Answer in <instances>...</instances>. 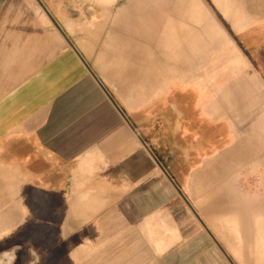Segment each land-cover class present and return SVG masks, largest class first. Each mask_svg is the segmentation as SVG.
Segmentation results:
<instances>
[{
	"label": "crops",
	"instance_id": "crops-1",
	"mask_svg": "<svg viewBox=\"0 0 264 264\" xmlns=\"http://www.w3.org/2000/svg\"><path fill=\"white\" fill-rule=\"evenodd\" d=\"M65 1L0 0V254L18 247L17 264H224L231 242L264 243V194L235 185L243 163L264 173V73L236 22L243 6L183 0L189 12L201 3L209 32L176 15L179 46L152 72L170 78L191 64L189 78L162 88L145 80V48L114 34L129 30L139 45L170 0H126L114 26L113 4L125 0H105L90 23L61 14L54 3ZM195 145L206 151L196 166Z\"/></svg>",
	"mask_w": 264,
	"mask_h": 264
},
{
	"label": "rangeland",
	"instance_id": "rangeland-1",
	"mask_svg": "<svg viewBox=\"0 0 264 264\" xmlns=\"http://www.w3.org/2000/svg\"><path fill=\"white\" fill-rule=\"evenodd\" d=\"M229 1L233 2L234 5L236 7H239L240 9H241L240 5L243 6L242 11L239 12L240 17L237 18L236 22L246 32L244 35H246L247 42H251V46H248L247 52L249 53L250 57H252V59L257 63L259 69L264 73V0H229ZM197 2H195L193 8L189 9L192 10L189 12L186 9L187 2L183 0H170L166 10L163 12L162 16L160 17V28L147 31L144 37L142 35L139 41L140 42L139 45L132 44L133 42H131L132 39L129 30L118 29L117 33L114 34L115 37L118 36L119 38H121L122 42L128 44L131 43V45L135 47L140 46L145 48V57L147 61L146 69H145V80L147 84L150 85V87L153 86L154 79H157L156 81H158L156 82V86L157 87L160 86L163 88L175 78H181L182 81L184 82H186V80L189 78V73L187 72V70L189 69L191 64L187 66L185 69H182L180 75L172 76L170 78L156 77L154 76L152 70L155 67H157L159 63L165 65V63L162 61V58L168 53L174 55L176 49L179 46V44H177L178 43L177 41L179 40L177 39V35L175 34V30H174L175 25H177V22H179V19L176 18V15H179L183 18L187 17L193 19L194 21L200 24V27L204 28V30L209 32V30L205 28L206 25L204 24V22H202L199 19V17H197L196 13H198L199 15L201 14L200 16L206 19V17L202 13L203 8L201 7V3L199 1ZM54 4H58L57 6H59L60 8L59 12L61 14H65L68 16H76L77 18L79 17V20L81 22L86 21L85 23H90L91 21H93L94 20L93 15L95 14L94 12L96 10H101L106 6L105 0H103V2H99V0H67L65 2H57V3L55 2ZM127 4L128 2H126V0L118 3L115 2L113 4L114 21L112 26H114L115 22L117 21V18L122 12L121 10ZM84 11L88 15L80 17ZM216 31L217 29L214 28L213 31L211 30L210 32L211 34L209 33L212 38L211 39L212 43L217 42L218 36L217 33H215ZM182 38L184 40L182 46L186 47L185 51H187L188 49L191 48L190 47L191 36L184 34L182 35ZM193 41L194 42H192V44L195 45L196 41L194 39ZM234 48L235 45L233 43L230 46L227 43V47H226L227 57L229 56L230 52L233 53ZM166 50L168 52H165ZM184 54L186 53L184 52ZM160 57L161 60L159 59ZM197 75L199 76L197 80L201 81L200 69L197 71ZM263 97H264V93H263ZM263 114H264V109H260L258 113V118L260 119L263 116ZM258 125H260V123ZM249 132L254 134L257 132V130L253 129L250 130ZM242 133L245 134L246 131L243 130ZM195 138L196 135L194 136V139ZM192 150L194 151L191 154V157H193L194 159L192 163L194 164V166L200 165L201 160L205 155L206 151H202L201 147H199L198 145L193 146ZM186 168L187 167L185 166V164L179 165V169L182 171L179 180L183 186H189L190 184H192L191 176L189 174L185 176ZM262 170L263 169L256 170L254 168V163H252L251 161L243 163L241 166V174L237 179H235V185L240 187V189L245 188V190L249 191L250 194L258 193V195H263L264 189L261 184V181L262 178H264V173L262 172ZM198 184H200V181L198 182ZM263 233H264L263 228L262 229L259 228V234H263ZM20 244L22 243L19 242L18 245ZM48 244L51 247V253L53 255V253L55 252V250L53 249H55L54 246L56 243L49 242ZM226 244H227L226 247L227 246L229 247L230 244L229 243ZM17 248L18 247L13 249L11 253H10V249L1 252L0 262L4 264H17V262H19V258L21 255L20 254L21 252ZM262 253H264V243L262 242L255 243L246 239L243 241H234L231 242V245L228 248V250H225L224 264H242L241 262L243 261L248 263L252 262L253 264L255 263L256 260L260 261ZM11 254L12 256L16 255V258H14L13 261H9V257ZM24 255H25V250L23 251V256ZM256 255L258 256L256 257Z\"/></svg>",
	"mask_w": 264,
	"mask_h": 264
},
{
	"label": "flooded vegetation",
	"instance_id": "flooded-vegetation-1",
	"mask_svg": "<svg viewBox=\"0 0 264 264\" xmlns=\"http://www.w3.org/2000/svg\"><path fill=\"white\" fill-rule=\"evenodd\" d=\"M164 126L163 124V121H158L157 124H156V130H157V140L160 141L161 143H166L167 144V141H166V138H163L160 133H161V130H162V127ZM162 140V141H161ZM164 147V144L162 145L161 149ZM164 151V156L166 159L170 160L171 158H173L175 155H177L176 152H169L168 149ZM166 152V153H165Z\"/></svg>",
	"mask_w": 264,
	"mask_h": 264
}]
</instances>
